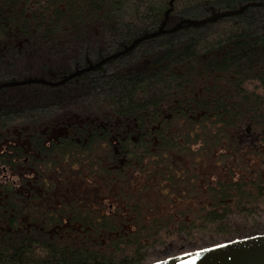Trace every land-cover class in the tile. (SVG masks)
<instances>
[{
  "label": "trees",
  "instance_id": "16d2710c",
  "mask_svg": "<svg viewBox=\"0 0 264 264\" xmlns=\"http://www.w3.org/2000/svg\"><path fill=\"white\" fill-rule=\"evenodd\" d=\"M170 2L0 0V84L60 81L167 14L166 30L264 0ZM72 111L81 124L44 133ZM0 163L15 181L0 173V264H147L173 240L253 236L264 228V6L146 39L61 86L0 89Z\"/></svg>",
  "mask_w": 264,
  "mask_h": 264
},
{
  "label": "water",
  "instance_id": "95a60500",
  "mask_svg": "<svg viewBox=\"0 0 264 264\" xmlns=\"http://www.w3.org/2000/svg\"><path fill=\"white\" fill-rule=\"evenodd\" d=\"M174 0H171L170 6L173 7ZM250 6H264V2H251L242 5L233 10L227 11H213L212 15L201 20H182L178 22L171 29H164L168 20V14L163 26L156 32L146 34L134 40L129 46H126L124 51L116 53L108 58L101 60L96 64L89 63L87 67H82L70 72L64 76L60 81L51 82L44 79H29L19 82H6L0 84V89L11 86H21L27 84H43L49 87L61 86L68 81L88 72L100 68L103 64L118 58L133 48L140 42L160 36L165 33L174 32L186 26H201L206 23L216 22L223 17L235 16L243 13L244 10ZM153 264H264V234L248 236L244 238L226 241L214 246H209L200 250L183 253Z\"/></svg>",
  "mask_w": 264,
  "mask_h": 264
},
{
  "label": "rangeland",
  "instance_id": "374dc122",
  "mask_svg": "<svg viewBox=\"0 0 264 264\" xmlns=\"http://www.w3.org/2000/svg\"><path fill=\"white\" fill-rule=\"evenodd\" d=\"M124 49H122L116 53L122 52V51H124ZM116 53H114V54H116ZM114 54H112V55H114ZM112 55H110V56H112ZM108 57H106V58H108ZM99 62H101V61H99ZM96 63H98V62H93V64H96ZM105 64H103V65H105ZM21 81H26V79L21 80ZM17 82H19V81H17ZM75 120H77L79 122V124H81V122H80L81 119L78 120V114H73V111H72V114H69L68 112L58 114L56 117H54L50 121H48V123L44 124L43 131H44V133L49 132L50 134L49 133L48 134L50 135L51 138H57L60 134L66 133V129L63 126H71L73 123L77 122ZM15 133L18 134L19 132L17 130H15ZM11 141L14 145L17 144L15 139H12ZM248 226H249L247 228L248 232L250 231L251 228H255V227H252L251 224ZM258 226L260 228L264 226L263 219L261 220V223ZM253 232H254L253 235L263 234L264 228H261V229L258 228V232L255 230V231H251L250 233H253ZM203 239H204L203 241H198V242H194V243H185V244H182L181 242H179V240L178 241L173 240L169 245L155 249L151 253V256H150L147 264H153V263L165 260V259L170 258V257H174V256H177V255H180L183 253H188V252L200 250V249H203V248H206L209 246H214V245H217V244H220V243H223L224 241H226L224 238H221L220 236H208V237L203 238Z\"/></svg>",
  "mask_w": 264,
  "mask_h": 264
},
{
  "label": "flooded vegetation",
  "instance_id": "af4514ba",
  "mask_svg": "<svg viewBox=\"0 0 264 264\" xmlns=\"http://www.w3.org/2000/svg\"><path fill=\"white\" fill-rule=\"evenodd\" d=\"M6 172H7V168L5 166H2L1 163H0V173L2 175H4V177L6 178V180H13V182H15L14 179H12L10 177H7ZM1 179H2V176H1Z\"/></svg>",
  "mask_w": 264,
  "mask_h": 264
}]
</instances>
